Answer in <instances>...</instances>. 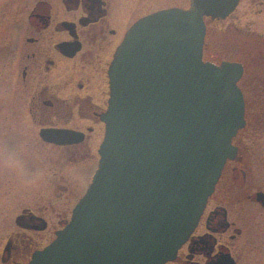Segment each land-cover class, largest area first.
<instances>
[{
  "label": "flooded vegetation",
  "instance_id": "1",
  "mask_svg": "<svg viewBox=\"0 0 264 264\" xmlns=\"http://www.w3.org/2000/svg\"><path fill=\"white\" fill-rule=\"evenodd\" d=\"M169 1L0 0V217L11 219V204H18L14 225L0 227V264L26 263L68 220L57 208L61 166L98 160L113 54L138 19L190 2ZM241 1L224 18L205 17L204 60L232 61L209 46L211 28L220 33L246 26V38L253 39L250 28L264 21V0H247L252 18L246 22L232 16ZM237 85L244 125L231 139L236 153L225 161L196 226L164 264H264V206L256 197L264 192V115L251 108L259 100L255 95L264 100V83H248L243 64ZM44 129L71 130L78 140L47 141ZM25 150L51 166L53 194L47 202L42 188L24 198L18 164L5 158Z\"/></svg>",
  "mask_w": 264,
  "mask_h": 264
},
{
  "label": "water",
  "instance_id": "2",
  "mask_svg": "<svg viewBox=\"0 0 264 264\" xmlns=\"http://www.w3.org/2000/svg\"><path fill=\"white\" fill-rule=\"evenodd\" d=\"M238 0H190L132 24L108 67L98 166L55 237L24 264H164L196 226L244 125L239 61L203 59L205 17ZM47 141L78 133L44 129ZM257 200L264 206V192Z\"/></svg>",
  "mask_w": 264,
  "mask_h": 264
},
{
  "label": "rangeland",
  "instance_id": "3",
  "mask_svg": "<svg viewBox=\"0 0 264 264\" xmlns=\"http://www.w3.org/2000/svg\"><path fill=\"white\" fill-rule=\"evenodd\" d=\"M168 2L170 1L168 0ZM160 5H163L162 2L157 3V6ZM250 9L251 4H247V0H242L232 16L233 18H240L242 22H246L247 19L252 18ZM262 16H264V12ZM234 28L235 27H232V30L220 33L213 31L211 28L207 36L209 46L219 50L224 58L242 61L247 72V82L261 88V84L264 83V21L260 18V21H255L252 28H250L255 31L252 39L253 42L246 38L244 33L245 30H248L246 26L241 27L239 31L234 30ZM248 52H250V54ZM259 97L260 96L255 95V98L259 100L256 105L251 104V108L257 109L258 114L264 115V100L261 101ZM5 158H9V160H13L14 163L17 162L18 164V167H15L14 170L20 180L26 181V184L24 183V187L20 190V193L25 195L24 198L29 199L36 190L42 188L46 196L45 202H47V198H50L53 194L50 182L53 172L51 166H49L45 160L43 164L37 163L36 156L30 151L26 152V150L23 154L21 152L18 154L15 152L6 154ZM97 165L98 160L90 159L81 164L61 166V187L60 190H58L61 196L59 197L60 200L57 205L60 218L66 217L69 219L73 206L85 192ZM16 200L15 198L14 201ZM11 205L13 207V217L11 219L0 217V227L9 225L11 227L14 225L13 218L17 211L15 208L18 204L13 202ZM5 209L7 210V208ZM11 221L12 225L10 224ZM1 235L0 233V236Z\"/></svg>",
  "mask_w": 264,
  "mask_h": 264
}]
</instances>
